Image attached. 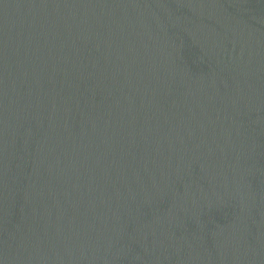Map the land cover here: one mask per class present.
I'll return each mask as SVG.
<instances>
[{"label": "water", "instance_id": "water-1", "mask_svg": "<svg viewBox=\"0 0 264 264\" xmlns=\"http://www.w3.org/2000/svg\"><path fill=\"white\" fill-rule=\"evenodd\" d=\"M0 264H264V0H0Z\"/></svg>", "mask_w": 264, "mask_h": 264}]
</instances>
